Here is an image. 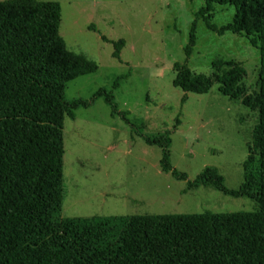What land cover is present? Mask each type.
<instances>
[{
  "label": "trees",
  "instance_id": "trees-1",
  "mask_svg": "<svg viewBox=\"0 0 264 264\" xmlns=\"http://www.w3.org/2000/svg\"><path fill=\"white\" fill-rule=\"evenodd\" d=\"M217 5L235 8L231 23H213ZM61 18L58 3L0 0V264H264V0H204L184 49L186 63L174 65L173 86L185 93L183 104L188 94H208L218 84L221 94L258 112L239 190H229L214 167L189 181L171 164V133L144 135V125H134L112 93L102 90L91 101H67V85L94 74L99 66L67 48L60 35ZM200 20L219 36L244 35L260 51L258 91L247 92V71L233 61L213 62L211 76L190 69ZM125 44H114V58L121 59ZM127 77L118 78L115 87ZM99 97H105L114 117L162 150L164 173L187 181L190 189L201 183L235 198L248 197L258 210L62 218L64 122L75 120L79 109L90 108ZM256 158L258 174L250 169Z\"/></svg>",
  "mask_w": 264,
  "mask_h": 264
},
{
  "label": "rangeland",
  "instance_id": "rangeland-1",
  "mask_svg": "<svg viewBox=\"0 0 264 264\" xmlns=\"http://www.w3.org/2000/svg\"><path fill=\"white\" fill-rule=\"evenodd\" d=\"M5 1V0H1ZM58 3L60 35L67 48L98 64L94 74L71 81L67 101H91L99 91L112 93L130 121L144 125V135L170 132L171 164L195 182L207 167L217 168L229 190L245 182L249 144L259 121L257 111L219 92L185 93L173 86L176 63H186L195 14L204 0H39ZM233 6H215L213 23L232 22ZM197 44L188 60L191 70L211 76L217 60L242 64L249 94L259 89L260 51L244 35L223 36L197 23ZM108 41H104L103 38ZM125 41L121 59L114 44ZM121 80L118 88L115 83ZM131 124L113 116L105 97L76 119L64 122L62 218L91 219L131 216L251 213L258 204L235 198L211 185L192 189L161 169L162 150L149 146ZM251 166L259 173V162Z\"/></svg>",
  "mask_w": 264,
  "mask_h": 264
}]
</instances>
